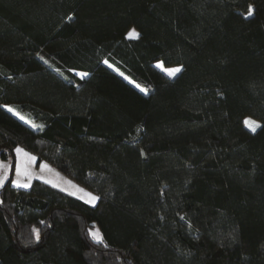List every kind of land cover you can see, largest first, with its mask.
<instances>
[{"label": "trees", "instance_id": "obj_1", "mask_svg": "<svg viewBox=\"0 0 264 264\" xmlns=\"http://www.w3.org/2000/svg\"><path fill=\"white\" fill-rule=\"evenodd\" d=\"M0 160V264H264V0H0Z\"/></svg>", "mask_w": 264, "mask_h": 264}, {"label": "rangeland", "instance_id": "obj_2", "mask_svg": "<svg viewBox=\"0 0 264 264\" xmlns=\"http://www.w3.org/2000/svg\"><path fill=\"white\" fill-rule=\"evenodd\" d=\"M133 30L135 33H138L136 29L132 28L129 33H128V37L130 38H136L135 35L130 36V33H133ZM114 69L118 70L119 69L110 64ZM156 65L165 73H167L166 69H174V68H181L180 66H166L164 65L161 61H158L156 63ZM75 73H77L79 76H81V73H86L87 75H85L84 77L88 76L87 72H83V71H78L75 70ZM168 74V73H167ZM7 108H11L13 109L16 115L17 113H19V117H23V119L29 123H31V119L29 118L28 115H26V113L21 112L17 107H15L14 105H6ZM245 121H250V122H254L252 124V127H256V125H260V122L253 118V117H247L245 119ZM245 125L247 126V128H249L251 130V127H249V125H247L245 123ZM258 127H256L257 129ZM19 149L23 150L26 152V154H28L29 156L35 157V159L30 162V160H28L26 157L24 160L25 162H27V167H24L22 164L20 165V172L18 173V171H16L15 174H13V178H14V184H17V181H19L21 184H29L30 185V180L32 178H38L41 179L51 185H54L58 188H61L71 194H73L74 196L86 201L87 203H89L88 201L91 199V197L89 196V193H91L92 195L98 197L95 193H93L92 191L86 189L85 187L79 185L78 183H76L74 180L70 179L69 177H67L65 174H63L61 171H59L56 167H54L53 165L49 164L48 162L42 160L38 163L37 160V156L33 153H31L30 151L26 150L25 148L19 146ZM22 152V151H21ZM21 152H19V156L21 158ZM22 159V158H21ZM0 165H2V167H0V185L5 183L7 181V179L10 176V161H6V160H0ZM44 165H47L48 167L45 168ZM15 169H16V164H15ZM14 169V172H15ZM50 181V182H49ZM98 200L95 201L94 204L97 203ZM94 205L93 203H89Z\"/></svg>", "mask_w": 264, "mask_h": 264}, {"label": "snow or ice", "instance_id": "obj_3", "mask_svg": "<svg viewBox=\"0 0 264 264\" xmlns=\"http://www.w3.org/2000/svg\"><path fill=\"white\" fill-rule=\"evenodd\" d=\"M252 14H253V13H252V11H251V9H250L249 12H248V15L251 16ZM132 35H135L137 38H138V36H139V34H138V33H135L134 30H133V33H130V36H132ZM181 70H182V69L179 68V67L174 68V69H166V71H167V73H168L169 76H175V75H176L177 73H179ZM80 75H81V77L83 78V77H84L85 75H87V74H86V73H81ZM138 87H139V86H138ZM141 90L146 92V89H141ZM8 110H9V111H14V110L11 109V108H9ZM17 115H19V113H17ZM21 119H23V117H21ZM245 123H246L247 125H249V127H251V130H252L253 132L256 131V127H259V125H256V127H252V124H253L254 122L245 121ZM34 126H35V125H34ZM21 151H22L21 149H17V152H18V153L21 152ZM32 159L34 160L35 157H32ZM0 167H2V165H0ZM44 167L47 168L48 166H47V165H44ZM17 171H18V173H19V172H20V169H17ZM49 182H50V181H49ZM17 186H18V187H29L30 185H29V184H21L19 181H17ZM89 196L91 197V199L88 201L89 203H93V204H94L95 201L99 199V197H96V196L92 195L91 193H89ZM90 234H91L95 239H97V242L102 241V236H98V233H97V232L90 230ZM37 238H39L38 234H37Z\"/></svg>", "mask_w": 264, "mask_h": 264}, {"label": "crops", "instance_id": "obj_4", "mask_svg": "<svg viewBox=\"0 0 264 264\" xmlns=\"http://www.w3.org/2000/svg\"><path fill=\"white\" fill-rule=\"evenodd\" d=\"M17 149H19V146L15 149V153H16V169H15L14 174L16 173L17 169L20 168V165H21V164H22L24 167H27V162H25V160H24L26 157H29V158H27V159L30 160V162L32 161V156H29V155L26 154V152L23 151V150H22V152H21V158H22V159H21L20 156H19V153L17 152ZM37 160H38V157H37ZM38 163H39V161H38ZM10 165H11V164H10ZM34 179H36V178H32V179L30 180V186H31V184H32V182H33ZM12 182H13V185H14V186L18 187L17 184H14V178H13ZM30 186H29V187H30ZM29 187H20V188H29Z\"/></svg>", "mask_w": 264, "mask_h": 264}]
</instances>
